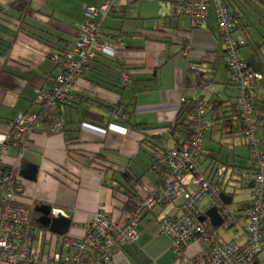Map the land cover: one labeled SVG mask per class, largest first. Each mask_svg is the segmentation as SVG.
Returning <instances> with one entry per match:
<instances>
[{
  "label": "crops",
  "instance_id": "1",
  "mask_svg": "<svg viewBox=\"0 0 264 264\" xmlns=\"http://www.w3.org/2000/svg\"><path fill=\"white\" fill-rule=\"evenodd\" d=\"M134 1L113 0L110 19L107 16L101 23L102 26L105 20L106 26L121 23L106 36L102 33L100 40L109 42V36L119 34L127 50L118 49L116 56L99 55L92 60L77 82L76 100L61 108L64 129L52 133L39 129L22 153L21 165L24 162L36 165L37 174L33 180L21 176L18 200L32 210L41 204L49 205L52 211L61 210L71 220L67 233L75 237L83 235L98 207L118 217L132 206L136 194H143L142 186L150 188L155 184L159 171L154 164L162 149L178 145L169 129L181 98L189 102L200 95L211 105L205 117L213 125L206 129L202 149L205 155L199 168L211 177L218 162H224L245 167L251 173L244 142L232 155L215 156L207 149L208 138H215L219 131L227 137L231 132L229 141L239 133L234 122L216 129L222 124L219 118L228 110L227 106L234 104L236 93L225 66L214 16L209 17L206 27L192 28L188 16L170 15L173 7L165 0L169 3L166 11L157 3L156 13L149 15L154 21L148 22L145 15L133 10ZM98 3V0H23L22 7V0H0V131H6L7 124L18 113L39 111L40 107L34 103L35 89H47L48 77L55 72L49 53L71 44L84 20V7ZM239 14L245 23L253 24L243 7ZM259 29L255 34L251 28L241 54L252 67L264 70V34ZM155 30L167 39L157 38V34L149 38L148 34ZM129 66L136 69L130 74V81L122 84L119 74ZM189 69L199 75L198 79ZM203 76L209 77L205 87ZM263 84V80L259 81L255 96L264 120ZM117 104L126 108V113L133 112L125 113L124 120L128 116L130 122L141 126L112 122L107 106ZM156 123L169 126L144 128ZM181 137H185L183 133ZM258 137L262 141L260 148L264 149V126L258 130ZM19 151L17 146H11L6 158L11 160ZM157 211L143 218L137 226L140 234L137 243L124 244L122 255L116 257L114 264L183 263L169 250L170 240L159 230ZM55 236L47 227L36 225L34 248L46 255L53 252L66 255L68 250ZM198 247L190 244L187 255L195 254Z\"/></svg>",
  "mask_w": 264,
  "mask_h": 264
},
{
  "label": "built area",
  "instance_id": "2",
  "mask_svg": "<svg viewBox=\"0 0 264 264\" xmlns=\"http://www.w3.org/2000/svg\"><path fill=\"white\" fill-rule=\"evenodd\" d=\"M98 1L97 6L84 7V20L71 44L62 51L50 52L55 72L48 79L49 87L35 89L34 103L45 110L49 122L41 123L36 112H20L7 124L6 131H0V264H114L116 257L122 255L124 244L137 243L140 237L137 226L155 209L159 230L169 238V250L182 264H262L259 256L264 253V149L257 138L261 122L250 101L258 82L264 81V70H255L242 60L239 47L243 40L238 35L241 22L230 13L225 0H188L173 8L170 15L184 14L192 28H202L207 24L210 8L213 9L235 86L239 120L248 142L251 173L217 164L209 177L199 168L198 161L204 157L205 132L211 124L205 117L210 104L198 95L195 108L187 116L190 133L184 139L177 131L171 133L173 139L179 140L178 145L165 148L156 166L157 181L150 188L142 186L143 194L134 196L127 211L114 217L100 206L81 237L56 235L68 250L66 255L54 252L46 255L34 248L32 208L18 200L22 153L28 148L32 134L40 128L48 133L63 130L65 119L61 108L76 100L77 82L89 63L99 55L116 56L118 45L100 40V23L108 16L113 0ZM207 79L203 76L204 87ZM122 80H127L125 74ZM122 112L123 107L118 106L109 112V117L117 122ZM11 146L20 151L8 160L6 153ZM236 183L250 189L248 205L241 214L231 209V203L223 197L234 191ZM202 202L216 208L221 217L216 227L233 232L234 239L224 240L208 219L201 220L206 214L200 209ZM51 213L63 216L61 210ZM192 243L199 246L198 250L187 255L186 249Z\"/></svg>",
  "mask_w": 264,
  "mask_h": 264
},
{
  "label": "trees",
  "instance_id": "3",
  "mask_svg": "<svg viewBox=\"0 0 264 264\" xmlns=\"http://www.w3.org/2000/svg\"><path fill=\"white\" fill-rule=\"evenodd\" d=\"M168 1H170V4L172 5V7L175 9V8H178V7H180L181 5H183V4H185L188 0H168ZM225 3H226V5H227V7H228V9H229V11H230V13L233 15V16H235L240 22H241V24H240V26L242 27V30L241 31H239L238 32V35L242 38V40H243V43L242 44H240V47H239V49H240V55H241V58H242V60L248 65V66H250L251 68H253V69H255L254 67H252V65L251 64H249L248 62H246L244 59H243V57H242V54H241V50H242V47L246 44V41H247V39H248V34H249V32H250V30H251V28H252V26L250 25V23H245L244 21H243V16L242 15H240L239 14V10H240V8L241 7H245V6H249V7H252V8H254V9H258V8H261L262 6H264V0H225ZM24 6V4H23V0H22V7ZM112 7H113V5H112ZM112 7L110 8V10H109V12H108V16L110 15V11H111V9H112ZM211 15H213L214 16V18H215V21H216V17H215V15H214V13H213V9L212 8H210V10H209V17L211 16ZM172 16V15H171ZM179 16V15H178ZM172 17H174V16H172ZM177 17V16H176ZM209 17H208V21H209ZM106 18V17H105ZM103 21V20H102ZM102 21H101V23H102ZM208 21H207V24H208ZM101 23H100V25H101ZM191 24V23H190ZM207 24L204 26V27H206L207 26ZM216 24H217V22H216ZM245 26H248V28L246 29L245 28ZM204 27H202V28H204ZM217 29H218V26H217ZM150 33H152V34H148L149 36V38H152V37H156V35L155 34H157V38H162L163 40L164 39H167V38H165V36H161L159 33H158V31H151ZM111 34V33H110ZM158 34H159V36H158ZM218 35H219V31H218ZM119 36V34H114L113 36H109L108 38L109 39H107L108 41H109V43H115V44H117L118 45V47H117V51H116V55H117V53H118V49H121V50H127L126 48H125V46L122 44V42L119 40V38L120 37H118ZM219 39H220V36H219ZM220 42H221V39H220ZM221 45H222V47H223V44H222V42H221ZM224 49V48H223ZM60 51H62L63 49H59ZM224 53H225V51H224ZM48 57H49V59H50V53H49V55H48ZM52 61V60H51ZM224 61H225V66H226V69L228 70V72H229V68H228V66H227V63H226V54H225V57H224ZM53 62V61H52ZM91 63V62H90ZM90 63H89V66H90ZM89 66H88V68H89ZM134 67V66H133ZM88 68L86 69V70H88ZM134 69H136V68H131L130 66L127 68V69H124V70H121V72H120V74H119V78H118V80L123 84H125V83H127V82H129L130 81V79H131V76H130V74L132 73V72H134ZM142 69H144L145 70V68H142ZM141 68H139V70H142ZM190 70V69H189ZM255 70H259V69H255ZM263 69H261L260 71H262ZM150 71H152V70H150ZM153 72H154V70H153ZM190 73L192 74H194V76H196V79H198V77H199V75L196 73V72H194V71H192V70H190ZM84 74V73H83ZM123 74H125L126 76H127V80H122V75ZM202 74H204V73H202ZM229 74H230V72H229ZM208 79L207 80H209V77H207ZM230 78H231V75H230ZM48 79H49V77H48ZM194 79H195V77H194ZM193 82L195 83V84H197V83H199L198 81H197V83H196V81L195 80H193ZM264 82V81H263ZM231 83H232V86H233V88H234V90H235V86H234V83H233V81H232V79H231ZM264 85V84H263ZM258 86H259V82H258V84H257V87H256V89H255V91L253 92V94H252V96H251V104H252V108H253V113H254V115L256 116V118H257V120H259L260 122H261V125L259 126V128H258V130L259 129H261L263 126H264V120H263V116H261V113H260V105L256 102V96H255V93H256V90H257V88H258ZM236 93V92H235ZM200 96V95H199ZM202 97V96H201ZM235 97H236V95H235ZM204 98V97H203ZM35 99V98H34ZM196 100H197V97L194 99V100H191V101H186L185 99L183 100V101H181L180 102V105H179V109H178V111H177V114H176V116H175V118H174V123H173V125H172V127L169 129V132H170V134L171 133H173V132H179L181 135H182V133L184 134V136L186 137V135H188L189 133H190V131H191V124L189 123V120L187 119V116L189 115V113H191L192 111H193V109L195 108V106H196ZM209 102V101H208ZM209 104H210V102H209ZM118 106H122L121 104H117V105H113V106H107V109H108V112H110V111H112L114 108H116V107H118ZM123 107V106H122ZM228 107V110L227 111H225L224 112V115H222L220 118H219V120H222V124H219L220 125V127H217L216 129H219V128H221V127H228L230 124H232V122H234V123H236L235 125H236V129H238L239 130V133H237V134H235L236 136H239V137H242L243 138V142H244V144H245V147H246V149L248 148V142H247V138H246V135H245V130H244V126L240 123V120H239V111H238V108H237V104H236V101L234 102V104L233 105H229V106H227ZM211 108V105H210V107H209V109ZM216 108V105L215 104H212V109H215ZM208 109V110H209ZM37 113V117L38 118H40V121H41V123H47V122H49V118H48V115L45 113V110L44 109H39V111L38 112H36ZM125 113H126V108H124L123 107V112H122V114H121V116H120V118H119V120L117 121V122H120V121H123V122H125V123H127V124H129V125H131L132 127H135V128H139L141 125L139 124V123H136V122H130V120L129 119H127V120H124V115H125ZM207 113V112H206ZM226 113H229V114H226ZM126 114H133V112L130 110L128 113H126ZM216 120V119H215ZM112 121V120H111ZM112 122H114V121H112ZM213 125V124H212ZM211 125V126H212ZM223 125V126H222ZM65 126V125H64ZM64 129V128H63ZM38 131V130H37ZM36 132V131H35ZM223 134H226V133H223ZM229 134V133H228ZM230 134H231V132H230ZM230 134L228 135V138H231V136H230ZM205 135H206V132H205ZM235 135H233L232 137H235ZM154 137H156V136H154ZM147 138V137H146ZM146 138H144V140L146 139ZM182 138V137H181ZM205 138V137H204ZM257 138L259 139V141H260V144L262 143V141L260 140V138L258 137V131H257ZM182 139H184V138H182ZM177 141H179V140H177ZM259 144V145H260ZM241 145H243V144H241ZM241 145H239V146H241ZM244 146V145H243ZM167 147V146H166ZM166 147H164V149H162V151H161V154L159 155V157L157 158V160L155 161V164L154 165H156V166H158L160 163H159V160H160V157H161V155L163 154V152H164V150H165V148ZM238 147V146H237ZM203 153L204 152H202V155H203ZM204 155H205V153H204ZM247 156H248V160L250 161V164H251V166H250V169H252V166H253V164H252V162H251V159L249 158V155H248V149H247ZM202 161V159L200 160V161H198V166L200 165V162ZM218 164H225L224 162L222 163V162H218ZM225 165H227V166H231L232 168H241V169H246L245 167H242V166H239V165H237V164H231V165H228L227 163L225 164ZM248 168V167H247ZM241 187H245V186H242V185H238L237 183L236 184H234V188L235 189H237V188H241ZM235 189H234V191L230 194V195H224L223 194V197H224V199H225V201L227 202V203H233V201H234V195H235ZM248 202H249V199L248 200H246V201H239V202H237V204H236V207H235V210H237L238 212H239V214H241L242 212H243V210L247 207V205H248ZM38 213L37 212H35L34 210H32V212H31V219H32V224L34 225V226H36V225H38V226H40V224L38 223V221H37V218L36 217H38ZM212 228H214V229H216L217 227H213L212 226ZM261 261V260H260ZM262 264H264L263 262H262Z\"/></svg>",
  "mask_w": 264,
  "mask_h": 264
},
{
  "label": "rangeland",
  "instance_id": "4",
  "mask_svg": "<svg viewBox=\"0 0 264 264\" xmlns=\"http://www.w3.org/2000/svg\"><path fill=\"white\" fill-rule=\"evenodd\" d=\"M161 6V9H165L169 7V3H167L165 0H135L131 5L133 7V10L136 12L141 13V15L146 16V20L148 22L154 21L153 17H150L151 13H156L158 4ZM154 10V11H153ZM153 11V12H152ZM243 12L247 15L248 19L251 20V23H253L252 26V33H257V28H260L259 31L261 35L264 34V6L258 9H254L249 6L243 7ZM158 13H160V10L158 9ZM166 13V12H164ZM110 19V17H107V20ZM114 19V18H113ZM108 23L106 20L104 22V26L101 25L100 28V36L102 33H104V36L110 30H114L115 28H119V25L121 24L118 22L119 25H109L106 26L105 24ZM104 28V29H103ZM128 119V116L126 117ZM208 128V127H207ZM164 139H167L166 136H164ZM206 141V140H205ZM207 143L209 144L210 148H207L211 153V155L218 156L220 153L226 154L229 153L232 155L233 151L236 150L235 148L238 145H241L243 143V138L239 136L233 137L232 140L229 141V138L222 134L220 131L216 134V137L212 138L209 137ZM246 148V147H245ZM244 152V149L242 150ZM237 153V152H235ZM244 157V156H243ZM250 197V189L247 187H241L235 189V195H234V201L232 204H230L231 209H234L235 204L239 201H246ZM209 208V202H202L200 205V209L203 214L206 213L207 209ZM158 224V223H157ZM215 232L219 235V237L223 238L224 240H227L228 238H233V234L231 231L224 232L221 228H216ZM259 259L261 260V263H264V253L259 256Z\"/></svg>",
  "mask_w": 264,
  "mask_h": 264
},
{
  "label": "water",
  "instance_id": "5",
  "mask_svg": "<svg viewBox=\"0 0 264 264\" xmlns=\"http://www.w3.org/2000/svg\"><path fill=\"white\" fill-rule=\"evenodd\" d=\"M168 123H156L145 125V129H157L168 127ZM19 174L26 179L33 180L37 174V166L30 163L24 162L19 170ZM34 211L39 215L37 217L38 223L47 227V229L56 235L66 234L69 230L71 220L68 217L62 216L60 214L53 215L51 213L52 209L49 205L41 204L35 205ZM208 219L210 224L214 227L218 226L221 223V217L218 214L215 207H211L206 211V214L201 217V220Z\"/></svg>",
  "mask_w": 264,
  "mask_h": 264
},
{
  "label": "bare ground",
  "instance_id": "6",
  "mask_svg": "<svg viewBox=\"0 0 264 264\" xmlns=\"http://www.w3.org/2000/svg\"><path fill=\"white\" fill-rule=\"evenodd\" d=\"M41 129V128H40ZM42 130V129H41ZM48 133V132H47Z\"/></svg>",
  "mask_w": 264,
  "mask_h": 264
}]
</instances>
